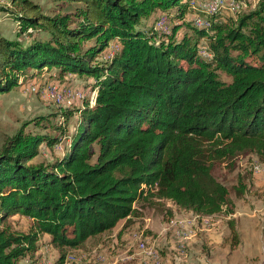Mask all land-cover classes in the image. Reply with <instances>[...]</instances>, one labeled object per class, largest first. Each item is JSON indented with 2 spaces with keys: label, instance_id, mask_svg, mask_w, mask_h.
<instances>
[{
  "label": "trees",
  "instance_id": "16d2710c",
  "mask_svg": "<svg viewBox=\"0 0 264 264\" xmlns=\"http://www.w3.org/2000/svg\"><path fill=\"white\" fill-rule=\"evenodd\" d=\"M9 1L21 31L44 37L25 44L0 35V94L19 76H33L28 71L54 68L59 77L91 79L94 100L76 110L68 147L51 161L30 163L38 145L51 147L60 136L19 129L4 139L0 222L19 215L30 225L25 232L0 227V264L32 258L40 235L59 250L76 248L127 219L143 195L197 219L232 213L228 191L211 169L232 168L240 155L264 159V0L234 18L218 6L197 5L183 24V0H54L74 7L52 16L31 0ZM157 13L156 20L164 15L181 24L168 34L145 28ZM181 25L191 36L176 40ZM202 38L206 59L199 54ZM110 42L112 55L99 60ZM234 193L241 197L244 187ZM63 260L61 253L57 264Z\"/></svg>",
  "mask_w": 264,
  "mask_h": 264
},
{
  "label": "rangeland",
  "instance_id": "374dc122",
  "mask_svg": "<svg viewBox=\"0 0 264 264\" xmlns=\"http://www.w3.org/2000/svg\"><path fill=\"white\" fill-rule=\"evenodd\" d=\"M31 1L40 7L43 14L50 16L57 11L61 14L71 13L74 7L61 6L54 0ZM183 2L187 3L188 8L184 11L182 24L191 20L198 6L201 11L202 5L201 0ZM258 2L241 0L235 7L232 4L236 3L231 2L219 11H222V16L234 18L237 14L254 10ZM13 11L9 0H0L2 37L9 40L18 38L25 44L33 38L44 37V34L34 33L31 29L21 31L19 23L11 15ZM158 15L151 16L143 23L144 27L153 25L154 32L168 34L173 26L181 24V21L170 17L166 19L164 15L156 20ZM27 34L31 37H27ZM183 35L191 36V31L181 25L175 39L180 40ZM205 40H199L203 45L199 54L202 56L205 52L202 58L206 59L209 53L206 55ZM92 44V41L84 42L85 46ZM115 46V42H110L109 48L97 58L108 59ZM28 72L33 76H19L16 86L0 94V147L6 137L19 129L25 133L60 136L59 141L51 147L38 145V153L30 163L51 161L68 147L69 133L76 127V110L82 108L85 100L89 105L93 104L92 80L73 74L59 77L54 68ZM221 78L227 79L224 76ZM66 112L72 115L64 122L62 117ZM63 131H67L66 135L60 134ZM91 150H95V147H91ZM211 175L227 189L232 203L231 214L197 219L190 212L178 210L171 202L143 195L132 204V213L127 219L118 221L102 235L87 238L76 248L59 250L48 243L46 235H40L35 254L32 258L27 256L19 264H57L61 253L64 255L62 264H67L65 260L69 261L68 264H264V159L251 154L240 155L235 158L232 168L221 163L211 169ZM239 186L244 187L241 197L234 193ZM229 221L234 223V239L229 232ZM4 225L25 232L30 221L19 215L7 216L0 222V227ZM147 251H154L152 262Z\"/></svg>",
  "mask_w": 264,
  "mask_h": 264
},
{
  "label": "built area",
  "instance_id": "2783aa9c",
  "mask_svg": "<svg viewBox=\"0 0 264 264\" xmlns=\"http://www.w3.org/2000/svg\"><path fill=\"white\" fill-rule=\"evenodd\" d=\"M212 3H217V0L203 1V2H202V6H203V7H207V8H209L210 5H211ZM228 3H230V2H228ZM231 4H232V3H231ZM235 5H236V4H232L233 7H234ZM193 21H196V20H194V18H193ZM196 22H199V21H196ZM162 23H163V22H162V19H161L160 24H162ZM147 252L150 253V255H151V262H152L153 252H150V251H147ZM65 261H66L67 264L69 263V261H67V260H65Z\"/></svg>",
  "mask_w": 264,
  "mask_h": 264
},
{
  "label": "bare ground",
  "instance_id": "6f19581e",
  "mask_svg": "<svg viewBox=\"0 0 264 264\" xmlns=\"http://www.w3.org/2000/svg\"><path fill=\"white\" fill-rule=\"evenodd\" d=\"M231 3V2H230ZM224 3L221 1V0H217V3H212L211 5H210V7L209 8H211V10H215V9H217V6H218V8L220 9V8H222V7H224ZM237 5V4H236ZM235 7V6H234ZM205 9V8H204ZM194 20H195V18H194ZM197 21V20H196ZM196 21H194V22H196ZM200 22V21H199ZM201 25V24H200ZM153 256H154V251H153Z\"/></svg>",
  "mask_w": 264,
  "mask_h": 264
},
{
  "label": "crops",
  "instance_id": "0c3cea01",
  "mask_svg": "<svg viewBox=\"0 0 264 264\" xmlns=\"http://www.w3.org/2000/svg\"><path fill=\"white\" fill-rule=\"evenodd\" d=\"M103 233H101L100 235H102Z\"/></svg>",
  "mask_w": 264,
  "mask_h": 264
}]
</instances>
